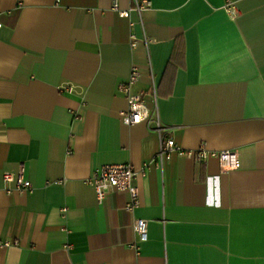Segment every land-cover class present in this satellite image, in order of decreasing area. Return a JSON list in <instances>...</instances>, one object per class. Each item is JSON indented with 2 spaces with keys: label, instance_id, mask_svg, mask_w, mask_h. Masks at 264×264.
Masks as SVG:
<instances>
[{
  "label": "crops",
  "instance_id": "0c3cea01",
  "mask_svg": "<svg viewBox=\"0 0 264 264\" xmlns=\"http://www.w3.org/2000/svg\"><path fill=\"white\" fill-rule=\"evenodd\" d=\"M0 23V264H264V0H0ZM132 68L182 153L134 178L131 213L86 179L159 150L122 122ZM200 145L238 169L197 161ZM19 170L32 190L6 193Z\"/></svg>",
  "mask_w": 264,
  "mask_h": 264
},
{
  "label": "built area",
  "instance_id": "2783aa9c",
  "mask_svg": "<svg viewBox=\"0 0 264 264\" xmlns=\"http://www.w3.org/2000/svg\"><path fill=\"white\" fill-rule=\"evenodd\" d=\"M148 1H135V10L138 14L149 7ZM113 9L118 10L120 16L128 17L131 9L120 10L116 1H114ZM231 16L235 15V10L229 8ZM2 24L0 23V29ZM132 37L131 46L137 45L136 39ZM143 42L147 44V39L144 37ZM140 77V73L137 68H132L126 81L122 82L118 86V90L125 96L127 102V110L122 113V122L125 125H136L145 123L147 128L156 133L159 137V150L152 160L143 163L140 170H135L130 164H108L104 165L95 172L89 178L86 179V183L92 186L96 192L97 202L102 204L105 196L108 192L126 193L129 195V203L124 206V209L129 212H133L139 207L138 192L133 184V180L137 175H144L151 164L160 165L163 162L171 160L173 152L182 153L179 146H177L174 140L170 137L171 128L164 126L158 117L156 109L150 111L145 102V95L142 93L133 92V86L137 83ZM152 78V76H151ZM154 79V78H152ZM155 85L152 82L151 96L155 98ZM189 155L193 156L197 161H202L208 158H215L218 160L220 168L223 171L229 172L237 170L239 167V154L235 150H223V151H208L204 145H200L195 151L189 152ZM3 180L6 185V193H11L13 190L31 191L32 184L24 176L22 170L18 172H4ZM132 230L136 234L138 242H145L148 239V223L144 219H135L132 224ZM5 246L10 244L5 242ZM13 245H17L14 243ZM136 251L138 247L136 244L131 246Z\"/></svg>",
  "mask_w": 264,
  "mask_h": 264
}]
</instances>
